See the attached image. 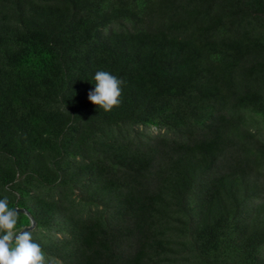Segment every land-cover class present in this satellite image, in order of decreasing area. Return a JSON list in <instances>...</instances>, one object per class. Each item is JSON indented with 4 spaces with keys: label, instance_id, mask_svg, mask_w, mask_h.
<instances>
[{
    "label": "trees",
    "instance_id": "1",
    "mask_svg": "<svg viewBox=\"0 0 264 264\" xmlns=\"http://www.w3.org/2000/svg\"><path fill=\"white\" fill-rule=\"evenodd\" d=\"M3 196L50 264H264V0H0Z\"/></svg>",
    "mask_w": 264,
    "mask_h": 264
},
{
    "label": "clouds",
    "instance_id": "2",
    "mask_svg": "<svg viewBox=\"0 0 264 264\" xmlns=\"http://www.w3.org/2000/svg\"><path fill=\"white\" fill-rule=\"evenodd\" d=\"M87 100L107 113L120 104L123 81L107 70L92 74ZM24 223H31L24 221ZM0 264H50L30 229L17 228L16 209L7 196L0 197Z\"/></svg>",
    "mask_w": 264,
    "mask_h": 264
},
{
    "label": "water",
    "instance_id": "3",
    "mask_svg": "<svg viewBox=\"0 0 264 264\" xmlns=\"http://www.w3.org/2000/svg\"><path fill=\"white\" fill-rule=\"evenodd\" d=\"M15 209H16V212H21V213H25V214L29 215V213L25 209H19V208H15ZM30 220H31V225L28 226V227H25V229H30L31 230V229L34 228L35 221L32 218H30Z\"/></svg>",
    "mask_w": 264,
    "mask_h": 264
}]
</instances>
